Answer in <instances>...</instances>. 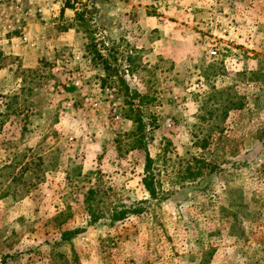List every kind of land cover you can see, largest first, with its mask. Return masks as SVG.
<instances>
[{
	"label": "rangeland",
	"instance_id": "1",
	"mask_svg": "<svg viewBox=\"0 0 264 264\" xmlns=\"http://www.w3.org/2000/svg\"><path fill=\"white\" fill-rule=\"evenodd\" d=\"M51 263L264 264V0H0V264Z\"/></svg>",
	"mask_w": 264,
	"mask_h": 264
},
{
	"label": "trees",
	"instance_id": "2",
	"mask_svg": "<svg viewBox=\"0 0 264 264\" xmlns=\"http://www.w3.org/2000/svg\"><path fill=\"white\" fill-rule=\"evenodd\" d=\"M14 110H12L13 112ZM153 163H154V160L151 159L150 157L147 158V164H146V167H145V177H144V185L147 189V191L150 193V195L156 199L159 195L160 192H163L161 191L160 187L157 186V183H155V176L153 174ZM203 168H199L198 170L202 171ZM189 173L190 175H192V172H193V169L192 168H189ZM96 191H93L91 190L89 192V195H88V198H87V210L90 214V217L91 219H98L99 216H97V210L94 208V206L92 205V200H93V195H95ZM140 210L141 209H132V211H126L125 208L123 209H114L112 210L111 212V219L112 221H121V220H124L127 218V215L129 213L131 214H140ZM63 236L67 237V233H63ZM65 237V239H66ZM51 261L55 263V258H51ZM52 264V263H51Z\"/></svg>",
	"mask_w": 264,
	"mask_h": 264
},
{
	"label": "built area",
	"instance_id": "3",
	"mask_svg": "<svg viewBox=\"0 0 264 264\" xmlns=\"http://www.w3.org/2000/svg\"><path fill=\"white\" fill-rule=\"evenodd\" d=\"M19 1H22V0H19ZM69 0H59V2L60 3H67ZM81 9L79 8V5L78 4H76V6H75V12H79ZM212 54L213 55H216L217 54V52L216 51H213L212 52Z\"/></svg>",
	"mask_w": 264,
	"mask_h": 264
},
{
	"label": "crops",
	"instance_id": "4",
	"mask_svg": "<svg viewBox=\"0 0 264 264\" xmlns=\"http://www.w3.org/2000/svg\"><path fill=\"white\" fill-rule=\"evenodd\" d=\"M69 12L72 13V15H69ZM74 12H75V11H73V10H71V9H66V10H65V14H66V16H72V17H73V16H75V13H74Z\"/></svg>",
	"mask_w": 264,
	"mask_h": 264
}]
</instances>
